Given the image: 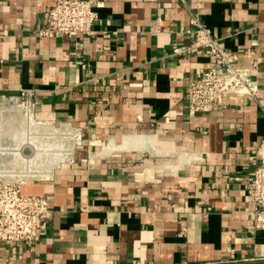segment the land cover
<instances>
[{
    "label": "crops",
    "instance_id": "crops-1",
    "mask_svg": "<svg viewBox=\"0 0 264 264\" xmlns=\"http://www.w3.org/2000/svg\"><path fill=\"white\" fill-rule=\"evenodd\" d=\"M185 1L105 0L77 47L39 34L54 0H0V99L34 89L37 118L83 130L73 163L23 185L47 195L49 223L0 243V264H264L245 189L264 143V0ZM191 13L243 61L256 47L257 101L189 115V80L212 65L169 53Z\"/></svg>",
    "mask_w": 264,
    "mask_h": 264
},
{
    "label": "built area",
    "instance_id": "built-area-1",
    "mask_svg": "<svg viewBox=\"0 0 264 264\" xmlns=\"http://www.w3.org/2000/svg\"><path fill=\"white\" fill-rule=\"evenodd\" d=\"M181 1L186 4L185 0ZM105 4V0H54L39 34L50 37L62 34L74 39L78 47L82 35L96 34L99 9ZM186 34L188 42H174L169 53L182 57L202 51L212 61V65L200 69L196 77L189 80L190 116L224 108L226 97L231 94L258 100L261 92L257 75L260 57L256 47L245 53L243 61L241 54L227 49L213 29L194 13L190 15ZM37 104L36 91L31 88H21L0 99V243L7 245L39 240L49 223L47 195L25 193L23 185L49 179L63 163H73L77 146L83 144L82 128L68 121L37 118ZM19 115L30 121L22 135L14 138L11 127ZM32 137L38 139L40 146L55 144L56 149L35 158L36 147L26 143ZM21 146L23 149L18 151ZM245 189L254 204L253 227L264 230V143L261 161ZM133 264L140 263L134 260Z\"/></svg>",
    "mask_w": 264,
    "mask_h": 264
},
{
    "label": "bare ground",
    "instance_id": "bare-ground-1",
    "mask_svg": "<svg viewBox=\"0 0 264 264\" xmlns=\"http://www.w3.org/2000/svg\"><path fill=\"white\" fill-rule=\"evenodd\" d=\"M30 121L29 118H25V117H20L17 116L16 117V122L15 125H13V127H11V134L12 136L15 137H19V135L21 136L22 133L25 131L26 127V123L28 124V122ZM29 144H32L33 146H35V153H34V157L35 158H40L42 155H44L45 153H49L51 150L56 149L55 148V144H47L46 146H48V150L46 146H40V144L37 142L38 139L36 138H28L27 139ZM21 149H23V146H21L18 151H21ZM60 159H62V157H60Z\"/></svg>",
    "mask_w": 264,
    "mask_h": 264
}]
</instances>
